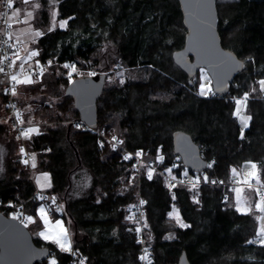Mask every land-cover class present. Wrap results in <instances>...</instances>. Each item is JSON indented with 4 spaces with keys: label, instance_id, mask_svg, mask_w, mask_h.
Wrapping results in <instances>:
<instances>
[{
    "label": "trees",
    "instance_id": "trees-1",
    "mask_svg": "<svg viewBox=\"0 0 264 264\" xmlns=\"http://www.w3.org/2000/svg\"><path fill=\"white\" fill-rule=\"evenodd\" d=\"M13 1L18 8L21 0ZM36 2L39 7L33 24L42 35L34 46L40 61L58 64L51 66L52 73L44 72V82L27 84L28 100L45 107L52 122L28 143L38 154L40 169L51 174L50 191L64 203L73 243L89 255L88 264L138 261L137 222L130 219L129 207L139 192L145 199L153 264H178L183 250L190 264H264V245L249 243L260 230L256 199H247L253 210L245 213L237 211L234 191L218 184L170 188L160 173L131 181L132 163L122 161L117 149L108 142L101 144L92 129L64 123L80 119V113L74 98L66 93L70 83L67 69L58 73V65L65 63L101 72L115 63L130 68L133 76L124 83L107 86L106 81L98 100L96 128L108 132L117 128L127 147L148 150V158L157 162L162 154L163 164L181 161L174 152L172 135L177 129L186 130L212 162L208 168L211 178L230 180L233 168L241 170L246 161H254L264 185V92L258 83L264 78V0H217L222 43L245 66L226 95L211 92L203 96L199 92L204 68L190 77L173 58L174 51L185 45L187 34L179 0ZM54 13L57 20H67L66 27L52 26ZM4 88H0L2 103L6 100ZM245 92L251 93L246 113L252 120L242 130L234 114L235 99ZM49 93L62 96L63 114L50 109L56 103ZM0 146L5 150L0 162V199L25 201L31 213L39 203L32 198L36 186L18 151L8 143L1 123ZM225 191L229 192L226 201ZM247 193L255 194L252 188ZM174 208L188 227H181L169 215ZM35 241L55 251L58 264H66L68 252L52 242ZM49 261L37 264H51Z\"/></svg>",
    "mask_w": 264,
    "mask_h": 264
},
{
    "label": "water",
    "instance_id": "water-1",
    "mask_svg": "<svg viewBox=\"0 0 264 264\" xmlns=\"http://www.w3.org/2000/svg\"><path fill=\"white\" fill-rule=\"evenodd\" d=\"M179 2L187 34L185 45L173 53L174 61L190 77L204 68L212 80L213 92L226 95L245 62L222 43L217 0ZM106 81L107 73L98 72L77 77L66 88V93L74 98L80 120L92 128L98 126V100ZM172 136L174 152L185 167L194 171L207 168L209 161L188 131L177 129ZM50 251L49 246L37 244L27 225L0 210V264H37L47 260ZM178 264H190L186 250L182 251Z\"/></svg>",
    "mask_w": 264,
    "mask_h": 264
},
{
    "label": "built area",
    "instance_id": "built-area-1",
    "mask_svg": "<svg viewBox=\"0 0 264 264\" xmlns=\"http://www.w3.org/2000/svg\"><path fill=\"white\" fill-rule=\"evenodd\" d=\"M11 3H12V7H9L8 0H1V12H0V52H1L0 60H1V64H0V68H3L4 71L0 73L4 77V80H5L4 93L6 97V109L8 110L9 113H11L12 123L17 128L19 136L23 141L25 157L26 159L30 160L31 159L30 154L32 150L27 145L29 138H25L23 135V132L26 129H28V123H26V121L23 118L24 113H25L24 109H22L18 103V99H17L18 83L16 81H13L11 77L15 75L17 76V79L20 80V78L26 75L31 76L34 74H40L41 69L42 68L45 69L46 65L48 66V64L46 63L39 64V65H36L34 68L33 67L30 68L29 70H26L24 65H22V69H19V67L15 68L16 62H17L16 56L19 52L20 45L13 38V35H12L11 17L13 16V13H14V5H13L12 0H11ZM6 57L7 59H5ZM36 57L37 55L33 56L30 60H34L36 59ZM12 89H15L16 95L12 94ZM17 113H20L19 118L16 115ZM20 120H23V123H20ZM79 123L81 124V126L87 129H92L96 131L100 136L99 142L101 144L111 142L112 146L119 151L120 159L122 161L132 163V165L135 167V170L137 171L140 177L139 179H141V177L144 175L148 177V172L151 170L152 177L156 173L162 174L165 177L167 185L170 188H174L177 185L193 186V183L197 181V178H200L199 182L196 183V186L202 185V184H218V185L223 186L224 188L226 187V188H230L234 190L240 181L238 177H234V176L230 180L211 178L209 171H208V168H209L208 166L203 171H194V170H191L185 167L182 160L181 161L175 160L168 164H163V162L156 163L154 160L148 158L149 156L148 150H145L142 148L131 149L127 147L126 145H124L123 143H120L121 141L120 139L118 138L114 139V137H109L105 133V130L101 131V129L98 130L97 128H92L81 120H79L77 124ZM138 152L142 153V155L137 156L136 153ZM128 155H131V159H124V157ZM208 165H212V162H208ZM146 168H148L149 170H147ZM167 169H171L172 170L171 173H169ZM185 173H187V175H185ZM205 176L208 177V182H205L203 180V177ZM173 177H175V179H173ZM211 181H216V183H212ZM252 184L254 185L253 187L254 191H255V188H260L259 194L255 192L256 200L258 202L260 199V195H264V187H261L262 185L261 183L260 185H257L255 180L252 182ZM32 198L43 200V201L47 200L49 204L53 205L55 209L66 218L68 226H69L70 237H71L70 218H69V215L67 213L64 203L58 198V196L49 190H44V189H40L36 187L35 193L33 194ZM228 199H229V192L225 191L224 200L226 201ZM141 201H144V203H141ZM0 210L4 211L9 216L19 217L18 220L23 222L28 227L31 224L26 219L27 217L31 216V214L26 209L25 201L19 202L16 200L0 199ZM129 211H130V214H129L130 217L135 219L137 222L135 233H136V240L140 246L138 261L134 264H149V261L151 262V264H153V261H154L153 246L149 243L147 239V235H146L145 199L143 198L140 192H139L137 201L134 204L130 205ZM137 229H140V231H137ZM251 241H255L253 242V244L255 245L260 244L257 235L253 237ZM71 248H72V251L68 252L69 257H68L66 264H81V261H83L84 264H88L89 255L83 249H81V247L75 245L72 241ZM145 255H147L148 257L147 260L140 259V257L145 256ZM50 257H52V259ZM49 258H50L49 262L51 264L53 260L56 261L55 251L53 250L50 251ZM56 264H58L57 261H56Z\"/></svg>",
    "mask_w": 264,
    "mask_h": 264
},
{
    "label": "rangeland",
    "instance_id": "rangeland-1",
    "mask_svg": "<svg viewBox=\"0 0 264 264\" xmlns=\"http://www.w3.org/2000/svg\"><path fill=\"white\" fill-rule=\"evenodd\" d=\"M12 2H14L12 0ZM19 7L15 8L14 6V12H16V10H19V13L17 16H12L11 20H12V26H11V30H12V35L13 38L19 43L20 45V49L18 52V56L19 58H17V62H16V66L15 68L22 69V65L25 66L26 70H29L30 68H34L36 65L39 64H48V66L46 65V68L43 69V72H41L40 74H34V75H26L23 76L22 78H20V80H24L26 77H30L34 82L36 81H43L45 80V78L47 77V75H43L45 71L52 73V69L51 66H54L55 64H58V62L56 61H48V62H42L39 60V55H37L36 59L34 60H26V57L28 56V54L31 51H36L39 54V50L34 46V43L38 40L39 36H36L35 33L38 31L40 33H42V31L40 29H37L35 27V25L33 24V20L35 18L36 15V11L38 9L37 5L38 2H36V0H29V3H24V0H21L19 2ZM0 7H1V3H0ZM28 13H31V17L28 16ZM54 20H53V25L52 26H57V25H61L62 22L67 21L66 19L63 20H57V14L54 13ZM67 26V23L64 25V27ZM0 59H1V52H0ZM1 61V60H0ZM1 64V62H0ZM64 65H69V67H64ZM23 66V67H24ZM57 66V65H56ZM61 67H58V73L62 72V69H67L65 75L69 77L70 82L77 78V77H81V76H85V75H90V74H95L98 72H101V70H98L96 68H92V67H86L83 65H78V64H72V63H65L62 65H58ZM72 66H75L76 71H72ZM107 73V86H111V85H115V84H121L124 83L127 79H129L130 77L133 76V73L131 71L130 68L126 67V66H121L118 63H115L112 65V67L110 69H108L106 71ZM205 74L207 75V79H205ZM201 84H204L205 90L207 91V89H211L210 92L207 93L210 94L211 92H213V87H212V80L208 74V72L205 69H202L201 71ZM264 80V78L262 79ZM31 84V83H30ZM29 84V85H30ZM5 85V80L4 77L1 75L0 73V88L3 87ZM27 84L24 83H18V87H17V99H18V103L20 105V107L22 109H24V120L26 121V123H28V128H38L39 129V133L45 128L46 125L48 124H52L51 121H49V115H47V112L45 110V107H41L39 106V104L36 103H31L28 99L29 97H31V95H28L29 91L26 88L27 86H29ZM106 86V85H105ZM49 95H51V98L53 96V101L56 103L54 106H52L53 111H56V113H64V110L60 107V103L63 101L62 100V96H58V95H53L51 93H49ZM20 100V101H19ZM20 102L23 104L21 105ZM29 102V103H28ZM64 102V101H63ZM62 102V103H63ZM59 103V104H58ZM64 108V107H63ZM28 114V115H27ZM244 115H249L246 113V111H244L243 113ZM27 115V117H25ZM80 119H66L64 120L65 124H68L69 122H75V124L78 127H83L81 126V124H77L78 121ZM240 121V120H239ZM0 123L3 124L5 126V135L8 138V143L11 145L12 150L15 151V153H17L20 155L21 160L24 161L28 160L25 157L24 153H21L20 149L23 148V141L19 136L18 130L17 128L13 125L12 123V115L11 113L8 112V110L6 109V100L2 103V97L0 94ZM55 122H53L54 125ZM250 124V122H249ZM241 128L242 130H245L246 128L243 127V125L241 124ZM98 129V128H97ZM100 130V129H98ZM105 130V133L109 136V137H115L120 139L123 144L124 143V139L122 138V134L118 131V129H113V128H109L108 130H110V132H108L105 128L101 129V131ZM38 133V134H39ZM37 135V133L33 132L30 134V138L29 140L34 136ZM19 137V139L17 138ZM110 145L111 142L109 143ZM27 145L29 146V143L27 142ZM30 148V146H29ZM31 149V148H30ZM31 159L28 160L29 163L25 164L30 171L31 177L34 181V184L36 187L40 188V189H44V190H49L52 187V178H51V174L47 171H43L42 169H40L39 167V163H38V154L36 151L32 150L31 152ZM33 156L35 157V159L33 160ZM159 156H163L162 154H160ZM5 158V150L3 146H0V162L3 163ZM159 160V159H158ZM155 161V160H154ZM156 163H160L161 161L159 160V162L155 161ZM249 162L255 163L254 161H246L242 167L241 170H238V172H240V175L237 176L239 178V183L236 186V189H239L240 191L237 192L236 191V200H240L241 201V205L242 207L246 208L248 207V201L255 198V194L253 195H249L248 193L246 194V192L248 190H250L251 188H249L245 183V176L247 171H250V168L246 167ZM35 164V167H33L32 165ZM256 164V163H255ZM1 167V166H0ZM132 169H133V173L130 174V180L136 182L137 179L139 180V175L137 173V171L135 170V167L132 165ZM3 169V168H1ZM147 170H149L148 168H146ZM255 179H251V183L254 181ZM137 183V182H136ZM248 187V188H247ZM253 189V188H252ZM255 192V191H254ZM245 194V195H244ZM252 196V197H251ZM245 201V202H244ZM257 203V200H256ZM43 207L47 210V214L49 219L52 221V223L54 224L56 220H62L64 222L65 227L68 229L69 231V226L67 223L66 218L61 215L53 205L49 204V202L47 200H39V203L37 204L36 208L34 211H32L30 214L31 216L35 219V223H31L29 225V227L31 228V231L33 233L34 239H40L43 242H51L49 240H45L42 237H40L38 235V232L43 230V223L42 221L39 219V209ZM27 209V208H26ZM244 212V211H243ZM173 215L175 216L177 213L179 215V212L176 208H174L172 210ZM261 215H264L261 213ZM260 215V216H261ZM180 217V216H179ZM182 221V220H181ZM260 225H261V221H260ZM260 225H259V229H260ZM71 231V237H70V233H69V239L72 242L73 241V237H72V230L70 228ZM52 259V257H50ZM48 258V259H50Z\"/></svg>",
    "mask_w": 264,
    "mask_h": 264
},
{
    "label": "snow or ice",
    "instance_id": "snow-or-ice-1",
    "mask_svg": "<svg viewBox=\"0 0 264 264\" xmlns=\"http://www.w3.org/2000/svg\"><path fill=\"white\" fill-rule=\"evenodd\" d=\"M24 3H29V0H24ZM8 6L12 7V3L11 0H8ZM37 7H39V5H37ZM19 13V10L17 9L16 12L13 13V16H17ZM31 13H28V16L31 17ZM67 23V21H64L61 23V27H64V25ZM36 36H40L42 35V33L40 32H36L35 33ZM38 55V52L36 51H31L28 56L26 57V60H30L33 56ZM17 58H19L18 54H17ZM7 59V57L5 58ZM64 67H69V65H64ZM4 69L0 68V72H3ZM72 71H76L75 66H72ZM41 72H43V68L41 69ZM94 74V73H93ZM11 79L13 81H16L17 83H24V84H30L33 83L32 79L30 77H26L24 80H18L17 76L13 75L11 77ZM205 79H207V75L205 74ZM260 85V91L264 92V80H260L259 82ZM205 85L201 84L200 85V95H207L208 92L211 91V89H207V91L205 90ZM256 89L253 88L252 92H255ZM12 94L16 95V91L15 89H12ZM251 93L249 92H245L243 94L242 97L235 99V104H236V109H235V115L239 118L241 124L243 125L244 128L249 127V122L252 120V117L250 115H244V111L247 110V102L249 100ZM14 107V105H13ZM17 117L19 118L20 113L16 114ZM20 123H23V120H20ZM39 133V129L38 128H28L23 132V135L25 138H30V134L31 133ZM19 139V137H17ZM115 139V137H114ZM120 143H123L122 141H120ZM103 146V145H101ZM21 153H24L25 150L24 148L20 149ZM137 156H141L142 153L138 152L136 153ZM33 160L35 159V157L33 156L32 158ZM124 159H131V155L125 156ZM158 159L163 162L164 157L163 156H159ZM25 164H28L29 161L25 160L24 161ZM33 167H35V164L32 165ZM212 165H208V167H211ZM248 168H250V171H247L246 176H245V180L244 183L249 187V188H253L254 185L250 182L251 179H255V182L257 185H260V178H259V174H258V166L255 163L249 162V164L246 166ZM167 171L169 173H171V169H167ZM232 174L234 177H237L240 175V172H238V170L236 168H233L232 170ZM185 175H187V173H185ZM148 178L151 179L152 178V171L150 170L148 172ZM173 179H175V177H173ZM200 178H197V181L195 183H193V187L196 186V183L199 182ZM203 180L205 182H208V177H203ZM212 183H216V181H211ZM261 187H264V185H261ZM234 191L239 192V189H234ZM255 192L257 194L260 193V188H255ZM54 200V198H53ZM198 202V201H197ZM141 203H144V201H141ZM255 209L261 213H264V195H260V199L259 201L254 205ZM253 210V206L251 204L248 205V207L244 208L241 205V201L238 199L237 200V211H244L245 213L251 212ZM170 216L173 215V213H169ZM176 221L177 223L180 224L181 227H188V225H185L182 223V221L179 218L178 213L175 215ZM13 219H19V217H13ZM28 222L30 223H35V219L32 216H29L26 218ZM39 219L42 221L43 223V230L38 232V235L40 237H42L45 240H49L52 243L56 244L59 246V248L62 251H66V252H71L72 248H71V241L69 239V231L68 229L65 227L64 222L62 220H56L55 223L53 224L52 221L49 219L48 214H47V210L43 207H41L39 209ZM131 219V217H130ZM257 220L261 221V225H260V230L257 233V237L259 240V243L261 245H264V215L261 216H257L256 217ZM137 231H140V229H137ZM255 241H249V243H253ZM146 251V250H145ZM140 259L142 260H147L148 257L147 255L140 257ZM52 264H56V261L53 260ZM81 264H84L83 261H81ZM149 264H151V262L149 261Z\"/></svg>",
    "mask_w": 264,
    "mask_h": 264
},
{
    "label": "crops",
    "instance_id": "crops-1",
    "mask_svg": "<svg viewBox=\"0 0 264 264\" xmlns=\"http://www.w3.org/2000/svg\"><path fill=\"white\" fill-rule=\"evenodd\" d=\"M236 189V188H235ZM234 191V190H233ZM235 195H236V191H234ZM245 202V201H244ZM58 246V245H57Z\"/></svg>",
    "mask_w": 264,
    "mask_h": 264
}]
</instances>
